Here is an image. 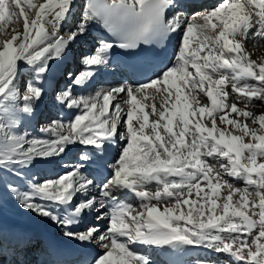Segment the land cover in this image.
<instances>
[{"label": "snow or ice", "instance_id": "snow-or-ice-1", "mask_svg": "<svg viewBox=\"0 0 264 264\" xmlns=\"http://www.w3.org/2000/svg\"><path fill=\"white\" fill-rule=\"evenodd\" d=\"M74 4L0 0V199L91 249L86 264L190 248L264 264V112L246 110L264 109V56L246 48L264 40V0H85L65 27ZM97 27L106 35L92 41ZM76 44L85 67L61 69ZM115 49L137 57L141 79L83 94ZM57 72L60 114L40 135L22 130ZM38 165L53 174L37 179ZM30 242L0 234V253Z\"/></svg>", "mask_w": 264, "mask_h": 264}, {"label": "bare ground", "instance_id": "bare-ground-1", "mask_svg": "<svg viewBox=\"0 0 264 264\" xmlns=\"http://www.w3.org/2000/svg\"><path fill=\"white\" fill-rule=\"evenodd\" d=\"M220 2H222V0ZM218 3L219 2L211 3L210 5L207 4V7L215 6ZM83 4H84L83 1L75 0L74 7L72 8V11H71V17L69 19V24L65 25V27H68L71 24V21L73 19H76L79 17L82 11ZM198 10H203V8L202 9L200 8ZM102 35H105V34L101 31L99 27H97L92 30L90 34V39L94 41L97 37L102 36ZM176 40H177V37L174 35L175 47H176ZM258 41L262 42V45H264V40L258 39ZM246 48L248 52L252 53L251 58L254 60H258V58L264 56V51H261L260 47L257 46L255 49L253 48V41L251 39L247 41ZM82 51L83 50H81L80 52ZM74 61L75 60L72 58V54L68 53L63 64L60 66L61 69H63L64 67H67L74 71L80 70L79 67H75ZM115 64L117 66V68L115 69V72L112 70L111 67H109L107 70L102 71L100 73V75H102L101 77H99V75L96 77V82L94 84H96L98 81L102 83H106L110 80H116L115 83L117 84L124 83L126 81L130 83L131 78L128 74L123 73L124 71L123 66L120 67L118 62H116ZM84 67L85 66L82 65V68ZM105 75L109 76L108 77L109 79L106 81L103 80V76ZM60 78H61V75L59 72H57L49 80L48 84L46 85V88H47L46 95L44 96V99L42 100L43 101L42 104L44 103V106H41L39 104V106L36 109L37 114L35 112L34 116H32L31 118H28L29 120L28 125L30 127H32V125L35 123H39L40 121L47 120L49 117L53 116L54 111L47 112L48 114L47 116H43L41 112L44 110V107L50 105V103L52 102L54 98L53 93H55L57 89L59 88ZM62 86L63 87L65 86V79H63ZM89 90H90V87L84 90L83 94L85 95L89 94L91 92ZM159 99L160 98L157 97V100H156L157 105L159 104ZM150 102L151 101H149V103ZM40 115H41V119H40ZM36 135H40V134L37 133ZM72 153H74L75 155L69 154L67 157H65V160H72L73 158L77 157V153L75 151H73ZM53 167L54 166H51V165H38L36 168L33 169V172L38 173L37 179H39L42 176L52 175ZM128 195H130V197H134L133 194L126 193V196L122 198H127ZM6 200H7L6 202L4 201V204L6 203L4 208L0 210V234H2L6 240L12 241L13 238L15 237H26V238L31 239L32 237L39 235L42 239L45 240L46 246L49 247L48 251L51 253V255H54V257H51V259L55 261L57 260L58 264H84L89 259V253L91 252V249L78 248L75 246L73 242L64 241L60 237L58 229L52 226L51 222H42L40 219L35 217L33 214L25 212L23 209H20L18 205L14 203V200L11 198L6 199ZM52 244H54L59 249L58 253L52 250L51 248ZM190 250L192 249L190 248L186 252L177 253V254H172L170 252H163L160 254H165V257H167V260L170 263V261L175 260V258L180 259L182 255H185ZM176 262L177 264H185L184 262L180 260Z\"/></svg>", "mask_w": 264, "mask_h": 264}, {"label": "rangeland", "instance_id": "rangeland-1", "mask_svg": "<svg viewBox=\"0 0 264 264\" xmlns=\"http://www.w3.org/2000/svg\"><path fill=\"white\" fill-rule=\"evenodd\" d=\"M80 1L84 2L85 0H80ZM259 42L260 41H258V47L260 45H262V42H260L261 44ZM84 48H85V45L76 44V45L72 46V49L69 52L70 54H72V58L75 60L74 61L75 67H79L80 70L83 69L82 68V64L80 63V58H81V52L80 51L84 50ZM99 77H101L100 74H99ZM115 82H116V80H111V81H108L106 83H101V82L98 81L96 84L90 86V90L89 91H91L90 93L94 94V92L96 90H98L99 88H101V87L107 88L109 86L116 85L117 83H115ZM62 84H63V78H60L59 79V88L57 90L63 88ZM55 93H53L54 94L53 95L54 98H53L52 102L50 103V105L44 107V110L41 112L43 116H47L48 115L47 114L48 110H49V112L54 111L53 116L59 115V109H58L56 101H55ZM233 95H235V94H233ZM42 102L43 101L40 102V105L44 106V103L42 104ZM41 106H40V108H41ZM53 106H55V107H53ZM238 106L243 108L244 107L243 102H241ZM246 110L252 111L254 113V115H259L262 112H264V109L252 108L251 106H249V108L246 109ZM36 114H37V112H36ZM40 119H41V115H40ZM47 121H48V119L44 120V121H40L39 123H35V124L32 125V127H30L28 125L29 124V120H28V118H26L24 120V122H23L22 130H24L26 128V129L32 131L34 134H37L38 132L36 130L40 127L41 124H44ZM245 122H249L250 123V120L245 121ZM69 154H74V153H69ZM235 183L237 184V186H243V181H235ZM128 197L126 198L127 202L133 203L134 205L138 204V201L136 200L135 197H130V195H128ZM4 201L6 202L7 200L0 199V210H2L4 208V206H5V204H6V203L4 204ZM191 249L192 250H190L189 252H187L185 254L186 256L182 255L180 257V259L175 258V260L176 261L180 260V261L184 262L185 264H197L196 263L197 261H204L205 264H232L231 258L228 255H226V254H216V253H213V252H207L206 250H204L202 248H191ZM154 258H155L157 264H170L169 261L167 260V257H165V254L154 253Z\"/></svg>", "mask_w": 264, "mask_h": 264}]
</instances>
